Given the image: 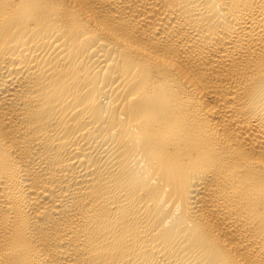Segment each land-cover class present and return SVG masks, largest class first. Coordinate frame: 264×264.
<instances>
[{"label":"bare ground","instance_id":"1","mask_svg":"<svg viewBox=\"0 0 264 264\" xmlns=\"http://www.w3.org/2000/svg\"><path fill=\"white\" fill-rule=\"evenodd\" d=\"M0 264H264V0H0Z\"/></svg>","mask_w":264,"mask_h":264}]
</instances>
